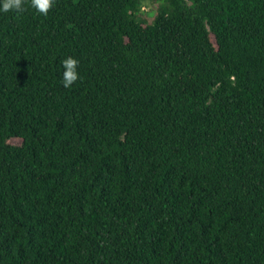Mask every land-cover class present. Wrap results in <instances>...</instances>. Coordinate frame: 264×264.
<instances>
[{"label": "trees", "instance_id": "1", "mask_svg": "<svg viewBox=\"0 0 264 264\" xmlns=\"http://www.w3.org/2000/svg\"><path fill=\"white\" fill-rule=\"evenodd\" d=\"M154 1L0 12V264H264V0Z\"/></svg>", "mask_w": 264, "mask_h": 264}, {"label": "clouds", "instance_id": "2", "mask_svg": "<svg viewBox=\"0 0 264 264\" xmlns=\"http://www.w3.org/2000/svg\"><path fill=\"white\" fill-rule=\"evenodd\" d=\"M24 0H0V12L15 11L17 13L23 11ZM54 3V0H31V6L37 9L40 13L47 14L49 8ZM64 68L63 72V86L69 88L79 78L78 64L79 61L71 56L61 61Z\"/></svg>", "mask_w": 264, "mask_h": 264}, {"label": "rangeland", "instance_id": "3", "mask_svg": "<svg viewBox=\"0 0 264 264\" xmlns=\"http://www.w3.org/2000/svg\"><path fill=\"white\" fill-rule=\"evenodd\" d=\"M158 4L154 0H142L141 14L150 24L156 15Z\"/></svg>", "mask_w": 264, "mask_h": 264}]
</instances>
